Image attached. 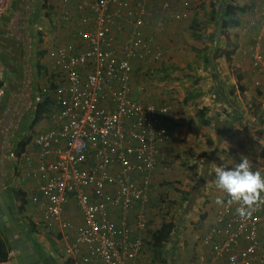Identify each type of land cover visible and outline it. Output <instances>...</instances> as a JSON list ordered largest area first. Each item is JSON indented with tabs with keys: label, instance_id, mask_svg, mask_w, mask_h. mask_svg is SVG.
<instances>
[{
	"label": "built area",
	"instance_id": "2783aa9c",
	"mask_svg": "<svg viewBox=\"0 0 264 264\" xmlns=\"http://www.w3.org/2000/svg\"><path fill=\"white\" fill-rule=\"evenodd\" d=\"M154 1H64L63 20L74 22L76 40L49 53V80L41 92L51 101L52 128L34 137L41 160L34 166L29 158L26 175L39 191L32 202L42 224L75 264H132L150 235L155 173L169 160L164 146L171 106L135 100L132 81L135 61L162 58L145 36L147 21L156 15L147 8ZM182 1L183 13L170 11V0L160 11L186 20L190 3ZM11 2L0 0V21ZM257 12L264 13V4ZM125 24L129 37L122 39L120 56L117 34ZM260 46H250L247 54L255 73L264 74ZM3 71L0 57V104L6 95ZM254 87L264 91V77H257ZM228 199L199 239L194 264H264V207L241 220ZM72 204L78 213L68 218Z\"/></svg>",
	"mask_w": 264,
	"mask_h": 264
},
{
	"label": "crops",
	"instance_id": "0c3cea01",
	"mask_svg": "<svg viewBox=\"0 0 264 264\" xmlns=\"http://www.w3.org/2000/svg\"><path fill=\"white\" fill-rule=\"evenodd\" d=\"M64 1L47 2L45 16L49 17V50L42 58L36 52L44 48L41 39L36 46L28 45L24 54L21 37L11 30L16 10L20 11L16 15L22 20H30L32 16L24 11L25 0H12L8 13L0 21V57L4 59L2 84L6 88L5 98L0 104V218L6 216L3 211L5 206L27 243H34L40 260L32 264H68L71 261L65 256L55 234L42 224L36 205L32 202V197L38 196L39 191L33 179L26 175L29 158L35 161L34 166L41 160L33 143L34 137L52 128L48 117L38 124L32 118L25 120L30 111L35 116L40 102L39 89L41 91L49 80V53L61 44L76 40L74 22L67 25L63 20L67 7ZM163 1H154L147 7L156 15L145 26V36L153 39V48L162 54V58L134 62L132 95L143 104L171 106L167 117L169 140L164 146L169 160L155 173L157 187L151 196V210L153 199L156 200L162 190L166 189L167 193V190L174 189V194L181 190L187 197L183 205L184 220L178 216L173 219L175 228L170 243L162 249L165 264H170L171 255L175 259L173 264H187L185 246L209 231L214 214L221 207L215 203L216 199L219 197L225 201L228 197L213 183L214 168L222 165L234 167L241 156H247L254 170H264V91L254 87V80L264 77V74L255 73L247 54L249 47L256 46L258 42L264 53V32L261 29L264 13H255L264 0H241L240 4H235V9L249 5L251 10L240 14L241 25L232 30L239 36V48L232 62L215 58V54L226 47L222 26L226 23V11L233 8L225 6L223 2L230 4L235 0H184L190 3V9L188 19L183 21L174 20L170 14H162L160 6ZM170 2V11L178 14L185 12L182 0ZM211 3L216 5L218 11L213 23H209ZM74 4L72 2L68 8H73ZM54 20H58L56 26L60 25L56 30H52L50 25ZM194 20L198 21L199 28H193ZM129 29L130 26L125 24L122 32L117 34L120 56H123L122 39L129 37ZM20 31L17 34L22 36ZM16 43H21L22 47L16 46ZM17 47L21 48V53L16 52ZM38 65L45 70H39ZM237 75H241V81L237 80ZM29 129L36 130L33 131L34 136L33 133L26 134ZM22 142H27L24 150L19 147ZM222 156L225 159L222 160ZM166 166L170 169H166ZM197 212L202 213L201 218L205 221L201 223V228L198 223L199 229L194 231L192 222ZM77 213L76 204H72L66 216L69 218ZM162 224L150 230L154 232ZM150 242L149 235L143 255L132 264L159 261L155 259ZM196 252L197 246L195 255ZM24 254L29 256L34 253L26 247ZM32 259L34 256L28 257L27 261ZM14 260L10 253L7 264H15Z\"/></svg>",
	"mask_w": 264,
	"mask_h": 264
},
{
	"label": "rangeland",
	"instance_id": "374dc122",
	"mask_svg": "<svg viewBox=\"0 0 264 264\" xmlns=\"http://www.w3.org/2000/svg\"><path fill=\"white\" fill-rule=\"evenodd\" d=\"M206 1L208 2L209 0H206ZM243 1H246V0H242V2ZM240 3H241V0H235L234 3L230 2V4H229V2L227 3V1H226V3L223 2V4L225 6L229 5L230 7H233V8L237 7V5H235V4H240ZM46 5H47V8H45ZM175 6L177 7L178 4L175 3ZM23 7H24V11L29 12L30 16L32 15L30 20L26 21V20L20 19L19 16L16 15V13H20V11L16 10V13L14 14V20H12V22H11L12 23V29L11 30H12L14 35H16L19 38L21 37V39H22L21 43L23 44L24 54H25V48L28 47V45L33 44L36 46V43H37V45L40 44L39 43L40 39H42V41H44V43L43 42L41 43V46L44 48L40 51L37 50L36 52L40 53L41 51H45V50L48 51L49 47H47V46L49 45V17L46 18V16H45L46 12L48 10V4L46 3V0H25V4L23 5ZM198 7L195 8V10L198 9ZM200 7H201V5H200ZM19 10H22V9L20 8ZM201 11L202 10H200L199 12H201ZM56 23L58 24V20H54V22L50 24L51 27H53L52 30H56L60 27V25L56 26ZM218 28H220V26H218ZM222 28H224V26H222ZM21 29H23L24 31H20ZM18 31L22 32V34H21L22 36L17 34V33H19ZM26 31H29V32L26 33ZM40 33H41V35H40ZM13 40H18V39L13 38ZM23 41H24V43H23ZM46 41H47V43H46ZM18 43H19V41H18ZM18 43H16L15 45L21 46V43L20 44H18ZM20 51H21V48L17 47L16 52L21 53ZM22 53H23V50H22ZM19 55H21V54H19ZM151 81H154V80H151ZM168 81H169V79H168ZM170 83L172 84V82H170ZM38 94L40 95V89H39ZM38 99H40V101L43 100L42 98H40V96L38 97ZM27 114L28 115L26 116L25 120H31V118H32V121H33L34 113H32V111H30ZM33 131L36 132V130H31V129L26 130V134L31 133V135H32ZM32 136H34V133ZM26 139H28V138H26ZM174 192H175L174 189H170V190H167V193H166V189H165V191L162 190V192H159V194L156 197V200L153 199V201H152L153 202V204H152L153 208L151 210V227H150V229L154 230L155 227L162 224L163 222H171L177 216L180 217V219L184 220V217H183L184 207H183V205H184L187 197L185 195H183L181 190H178V192H176V194H174ZM196 214H197V217L192 222V226L194 227V231H197L199 228H201L202 227L201 223H203L205 221L203 218H201L202 213L197 212ZM194 216H195V212H194ZM198 223L200 224V226ZM198 226H199V228H197ZM198 240H199V238L195 239L193 242H191V244L185 246V251L187 253L186 254L187 256H185L184 258H185V261L187 264H192L194 262V256H195V251H196V246H197ZM169 259H170V264H173L175 259H173L172 255L169 256ZM181 259H182V257H181ZM182 262H183V260H182ZM152 264H161V263L158 261L157 263H152Z\"/></svg>",
	"mask_w": 264,
	"mask_h": 264
},
{
	"label": "trees",
	"instance_id": "16d2710c",
	"mask_svg": "<svg viewBox=\"0 0 264 264\" xmlns=\"http://www.w3.org/2000/svg\"><path fill=\"white\" fill-rule=\"evenodd\" d=\"M48 0H46V3ZM47 8V5L45 6ZM251 10V7L249 5L241 6L238 9L230 8L226 11L225 20L226 23L224 25V33L227 42L225 49H219L216 54L215 58H225L228 62H232L236 51L239 48V36L235 33H232V30L237 29L241 25V13H245ZM218 13L216 9V5L214 3H211V14L209 23H213L216 20V14ZM199 28V23L197 20L193 21V28ZM41 34V33H40ZM42 39L40 40V43H42ZM46 51H41L39 53V56L42 58L45 56ZM4 60V59H2ZM4 63V61H3ZM39 70H45L42 68L41 65H38ZM241 75H237V80L241 81ZM40 98L41 100L36 108L35 116H34V123L38 124L41 121H43L47 115L50 105V99L43 95V93L40 91ZM27 142H22L19 147L24 150ZM175 228V224L171 222H163L160 229L150 232V238H151V246L153 247V250L155 251L156 260L161 261L163 264L166 263V260L163 258L162 249L167 247L170 243L171 235L173 233V230ZM10 253H11V246L9 245L4 232L0 228V264H7L10 262ZM68 264H75L73 261H69Z\"/></svg>",
	"mask_w": 264,
	"mask_h": 264
},
{
	"label": "clouds",
	"instance_id": "9594fccd",
	"mask_svg": "<svg viewBox=\"0 0 264 264\" xmlns=\"http://www.w3.org/2000/svg\"><path fill=\"white\" fill-rule=\"evenodd\" d=\"M221 159L225 158L222 156ZM214 175L215 187L227 194L228 204L237 205L236 215L241 220L251 219L264 207V170H254L247 156H241L234 167L216 166ZM215 203L224 206L225 201L218 197Z\"/></svg>",
	"mask_w": 264,
	"mask_h": 264
},
{
	"label": "water",
	"instance_id": "95a60500",
	"mask_svg": "<svg viewBox=\"0 0 264 264\" xmlns=\"http://www.w3.org/2000/svg\"><path fill=\"white\" fill-rule=\"evenodd\" d=\"M5 217L0 218V228L6 234L9 244L11 246V253L15 257V264H32L40 260V257L36 255V249L33 242L26 241V237L21 234L20 228L17 226L12 216L9 214L7 208L3 206ZM26 247L33 250V255L25 256L24 251ZM34 256L32 261H27V258Z\"/></svg>",
	"mask_w": 264,
	"mask_h": 264
}]
</instances>
